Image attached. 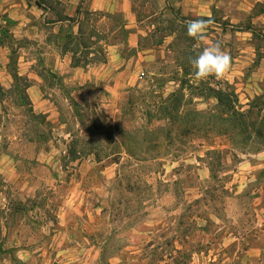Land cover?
I'll return each instance as SVG.
<instances>
[{
	"label": "rangeland",
	"instance_id": "374dc122",
	"mask_svg": "<svg viewBox=\"0 0 264 264\" xmlns=\"http://www.w3.org/2000/svg\"><path fill=\"white\" fill-rule=\"evenodd\" d=\"M155 18L152 49L159 51L171 31L176 38L164 57L145 64L115 118L101 107L104 91L62 90L72 96L68 105L61 101L69 136L54 131L57 142L23 97L20 107L18 98H3L0 152L10 154L0 159L15 178L7 184L0 173V264H264V144L232 147L223 136H180L168 125L217 110L218 85L238 105L220 79L192 75L189 57L218 43L215 30L209 26L207 40L198 42L185 23L179 27L162 12ZM262 103L251 101L245 116L259 118ZM168 129L169 147L152 148ZM125 149L156 158L140 162ZM215 150L220 154H210Z\"/></svg>",
	"mask_w": 264,
	"mask_h": 264
},
{
	"label": "crops",
	"instance_id": "0c3cea01",
	"mask_svg": "<svg viewBox=\"0 0 264 264\" xmlns=\"http://www.w3.org/2000/svg\"><path fill=\"white\" fill-rule=\"evenodd\" d=\"M160 12L179 27L210 17L213 40L232 57L220 81L243 99L237 110L245 111L255 98L264 100V0H0V119L4 97L18 98L19 107L23 97L33 114L51 124L52 135L67 137L61 101L68 105L72 96L60 93L92 87L104 91L101 107L115 118L119 99L136 89L145 64L164 57L176 38L171 31L163 41L161 36L159 51L152 49ZM214 89L224 91L222 85ZM0 161L3 182L10 184L12 168ZM259 166L264 169V162ZM261 192L264 198V188Z\"/></svg>",
	"mask_w": 264,
	"mask_h": 264
},
{
	"label": "trees",
	"instance_id": "16d2710c",
	"mask_svg": "<svg viewBox=\"0 0 264 264\" xmlns=\"http://www.w3.org/2000/svg\"><path fill=\"white\" fill-rule=\"evenodd\" d=\"M77 62L78 61L75 60V63ZM214 95L217 99V108L219 107L217 110H214L211 114L207 116L203 115L196 117L195 119L185 120L184 122H182V124H176L172 120H170L168 125L173 128V132H175V134L178 132V135L180 136H186L192 133L220 135L226 138V140L232 147H235L240 144V141L242 140H245L246 142L248 141L251 144L254 143V141H259L260 143L264 144V100L259 109V113H261V116L256 120L252 121L245 116L247 113H249L248 110L241 112L236 108V101L229 102L224 99V92L216 90L214 92ZM258 99L259 98H255L254 100ZM171 134V130H165L164 137L160 140L157 139L158 141H155L152 144V148H156L159 145H163V147H169L170 140H168V138L171 136ZM241 136L244 137L241 138ZM125 151L128 156H135V160H138L140 162L147 161L149 159L155 160L156 158L148 157L149 154L147 153V151L140 152L138 154H134L128 149H125ZM215 153H218L217 155L220 154V152L216 150L210 152V154ZM108 240L110 241L111 238L109 237ZM106 249V247H103L101 249V257L106 254ZM174 252L178 256L180 255L182 257L181 251ZM168 256L169 258L172 257L171 252H168Z\"/></svg>",
	"mask_w": 264,
	"mask_h": 264
},
{
	"label": "clouds",
	"instance_id": "9594fccd",
	"mask_svg": "<svg viewBox=\"0 0 264 264\" xmlns=\"http://www.w3.org/2000/svg\"><path fill=\"white\" fill-rule=\"evenodd\" d=\"M212 22L210 17L185 21L187 36L198 42L206 41V30ZM195 47L198 48L199 44ZM189 64L194 69L192 73L194 79L198 81L206 80L209 77L221 79L231 70L232 57L222 49L219 43L212 42L206 44L194 58L189 57Z\"/></svg>",
	"mask_w": 264,
	"mask_h": 264
}]
</instances>
